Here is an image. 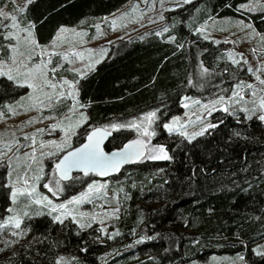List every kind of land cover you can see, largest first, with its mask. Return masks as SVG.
Returning <instances> with one entry per match:
<instances>
[{
    "label": "trees",
    "instance_id": "trees-1",
    "mask_svg": "<svg viewBox=\"0 0 264 264\" xmlns=\"http://www.w3.org/2000/svg\"><path fill=\"white\" fill-rule=\"evenodd\" d=\"M129 1L31 0L19 22L33 27L38 43L48 44L62 26L93 31ZM249 1L192 0L166 13V29L109 44L106 57L79 79L88 122L74 141L145 111L157 110L162 119L182 113L185 96L229 88L237 77L229 72L231 62L225 61L222 44L202 37L199 28L215 17L230 18L264 35V9H243ZM11 4L0 0V7ZM4 32L0 26V57L8 59ZM21 91L0 76V105ZM155 127L154 142L167 159L133 161L109 176L118 179L127 171L116 183L124 193L115 225L60 227L33 216L25 238L0 264H264V121L219 110L190 140L164 130L160 121ZM112 132L106 149L136 140L133 130ZM89 177L97 176L79 175L64 195L82 189ZM0 180L2 212L10 205V189L3 186L4 177Z\"/></svg>",
    "mask_w": 264,
    "mask_h": 264
},
{
    "label": "rangeland",
    "instance_id": "rangeland-1",
    "mask_svg": "<svg viewBox=\"0 0 264 264\" xmlns=\"http://www.w3.org/2000/svg\"><path fill=\"white\" fill-rule=\"evenodd\" d=\"M190 1L131 0L94 24L93 31L62 26L48 44L38 43L33 27L19 22V9H24L29 0H12L10 7H0V12L17 17L14 27L11 19L0 16V26L10 40L8 59L0 57V72L5 73L0 76H11L22 87L14 98L0 105V168L6 169L11 199L5 211L0 212V257L25 238L31 217L36 215L60 227L69 223L79 228L96 224L105 230L115 225L124 193L116 183L127 171L118 179L86 178V185L70 195H64L66 186L55 174L57 159L78 144L74 138L88 122V113L78 98L79 79L106 57L109 44L122 38L140 37L151 29H166L169 25L166 13ZM241 7L264 9V0H250ZM199 31L205 39L222 44L225 61L231 62L229 72L236 74V80L229 88L224 85L207 95L185 96L182 113L162 119L157 110H151L123 122L103 125L112 131L136 133L133 142L141 147L137 164L166 156L154 142L159 135L157 121L164 130L190 140L211 125L219 110L226 109L236 118L264 115L260 103L264 98V85L260 84L264 80V35L242 20L217 17L206 21ZM37 65L45 75L36 71ZM239 67H243L240 72ZM198 75L204 77V73ZM46 80L56 87L45 84ZM150 113L155 115L149 116ZM77 179L74 177L67 185ZM115 233L116 229L111 228L110 236Z\"/></svg>",
    "mask_w": 264,
    "mask_h": 264
},
{
    "label": "water",
    "instance_id": "water-1",
    "mask_svg": "<svg viewBox=\"0 0 264 264\" xmlns=\"http://www.w3.org/2000/svg\"><path fill=\"white\" fill-rule=\"evenodd\" d=\"M99 130V131H97ZM95 133V136L93 134ZM112 130L106 129L103 127H95L89 131V133L85 136L84 140L80 143L76 144L72 148L68 149L64 153L60 155L56 162V173L61 180H68L74 174L80 175H88L94 174L97 177H109L113 173L121 170L131 162L137 160L140 156V145L136 144L135 142H129L122 147L106 149V144L112 137ZM93 136V140H99V148L102 150L104 155L113 163L118 164V167L113 169L111 167L105 170L106 174H101L99 169L93 170L91 168H71L67 172V176L65 177L63 174V167L57 168V164H59L65 156L69 153L76 151L77 149H82L84 145L89 144V137ZM127 153V155H125Z\"/></svg>",
    "mask_w": 264,
    "mask_h": 264
},
{
    "label": "snow or ice",
    "instance_id": "snow-or-ice-1",
    "mask_svg": "<svg viewBox=\"0 0 264 264\" xmlns=\"http://www.w3.org/2000/svg\"><path fill=\"white\" fill-rule=\"evenodd\" d=\"M29 2H31V0H29ZM19 11L23 12L24 9L20 8ZM0 16H3L5 19H11L13 21V26L14 27L16 26L15 25V22L17 20L16 16L14 15L8 16L6 13H3V12H0ZM29 36H31V33H29ZM36 71L40 72L41 75H45L40 65L36 66ZM2 74H5V73L0 72V75ZM9 78L11 79L12 77L10 76ZM65 83H67V81H65ZM45 84H47L48 86L52 88L56 87L55 84H51L47 80L45 81ZM260 84L264 85V80H260ZM248 87L251 88L252 86L249 85ZM260 103H261V107H264V98L261 99ZM154 115L155 113L149 114V116H154ZM259 119L264 121V115H261ZM113 127H115V125H113ZM200 134L202 133H198L197 135H200ZM93 136H95V133L93 134ZM93 136L89 137V141H90L89 144L84 145L82 149H77L76 151L69 153L67 156L64 157V159L59 164H57V168L63 167V174L65 177L67 176L68 170H70L71 168L84 167V168H91L93 170L99 169L101 171V174H106L105 170L107 168L111 167L115 169L118 167V164L113 163L104 155L102 150L99 148V140H93ZM41 147H44V145H41ZM161 151H163V149H161ZM125 155H127V153H125ZM153 158H159V157H153ZM163 158L167 159V156H164ZM39 178L40 177H36V179H39ZM24 183L27 184L28 181L25 179ZM45 187H47V185H45ZM23 191L26 192L27 190L25 189ZM34 191L35 189L33 188L32 192ZM28 194L31 195L32 193H28ZM36 202L40 203L41 201L37 200ZM57 219H59V217H57ZM19 226L20 224L17 221L16 227L19 228Z\"/></svg>",
    "mask_w": 264,
    "mask_h": 264
},
{
    "label": "flooded vegetation",
    "instance_id": "flooded-vegetation-1",
    "mask_svg": "<svg viewBox=\"0 0 264 264\" xmlns=\"http://www.w3.org/2000/svg\"><path fill=\"white\" fill-rule=\"evenodd\" d=\"M78 134L79 133H77V135L76 136H78ZM81 141H83V140H81ZM80 141V142H81ZM79 142V143H80ZM75 146V145H74ZM5 169V168H4ZM3 168H0V179H2L3 177H4V180H3V186L4 185H7V178H6V174H7V172H6V169L4 170ZM4 171V172H3ZM55 174H56V176L58 177V175H57V173H56V165H55ZM79 175L80 174H74V175H72L68 180H61L59 177H58V179L59 180H61L62 181V183L65 185V186H67V184H68V181H71L74 177L76 178V177H79ZM88 175H91V174H88ZM94 175V174H93ZM82 176H86V175H82ZM1 181V180H0ZM9 186V185H8ZM10 191V190H9ZM9 194H10V192H9ZM10 196V195H9ZM10 203H11V199H10Z\"/></svg>",
    "mask_w": 264,
    "mask_h": 264
}]
</instances>
